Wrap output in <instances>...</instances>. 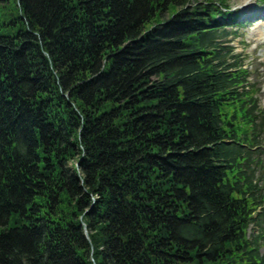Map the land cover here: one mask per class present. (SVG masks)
Returning <instances> with one entry per match:
<instances>
[{
	"label": "trees",
	"instance_id": "1",
	"mask_svg": "<svg viewBox=\"0 0 264 264\" xmlns=\"http://www.w3.org/2000/svg\"><path fill=\"white\" fill-rule=\"evenodd\" d=\"M230 1L0 0V264H264Z\"/></svg>",
	"mask_w": 264,
	"mask_h": 264
},
{
	"label": "rangeland",
	"instance_id": "2",
	"mask_svg": "<svg viewBox=\"0 0 264 264\" xmlns=\"http://www.w3.org/2000/svg\"><path fill=\"white\" fill-rule=\"evenodd\" d=\"M263 1L264 0H257ZM243 0H232L231 5L233 10H239L242 5ZM261 11L264 14V7ZM240 15H245L243 11H239ZM240 31L241 38L237 39L234 43L237 48V52L244 53L249 58L243 59L246 66H251L254 68L255 75L257 79L264 83V21H257L245 24ZM260 104H264V84L262 87V92L259 95ZM254 230L250 231L253 234ZM264 253V249L262 250Z\"/></svg>",
	"mask_w": 264,
	"mask_h": 264
},
{
	"label": "bare ground",
	"instance_id": "3",
	"mask_svg": "<svg viewBox=\"0 0 264 264\" xmlns=\"http://www.w3.org/2000/svg\"><path fill=\"white\" fill-rule=\"evenodd\" d=\"M254 2V0H245L243 1V4L245 5L246 3H248V8H250L252 6V3Z\"/></svg>",
	"mask_w": 264,
	"mask_h": 264
},
{
	"label": "water",
	"instance_id": "4",
	"mask_svg": "<svg viewBox=\"0 0 264 264\" xmlns=\"http://www.w3.org/2000/svg\"><path fill=\"white\" fill-rule=\"evenodd\" d=\"M85 232H86V235H87V237H88V232H87V229L85 230Z\"/></svg>",
	"mask_w": 264,
	"mask_h": 264
}]
</instances>
